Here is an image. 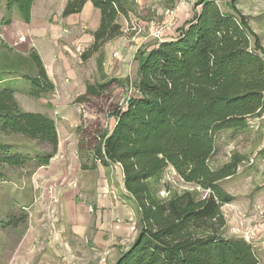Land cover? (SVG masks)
Listing matches in <instances>:
<instances>
[{
	"label": "trees",
	"instance_id": "1",
	"mask_svg": "<svg viewBox=\"0 0 264 264\" xmlns=\"http://www.w3.org/2000/svg\"><path fill=\"white\" fill-rule=\"evenodd\" d=\"M91 1L101 21L94 43L84 52L98 53L99 77L89 81L75 103L81 108L77 151L82 169L119 166L125 195L137 207L139 227L131 245L114 264H258L252 245L244 239L224 237L221 207L234 197L221 185L245 161L239 153L220 168L209 162L218 134L243 131L252 118L264 113V46L249 18L230 0L224 11L218 0H197L193 15L177 28V35L159 40L138 56L133 94L124 104L110 102L93 112L95 101L125 82L104 71L106 43L126 33L136 0H69L64 16L79 13ZM34 0H6L29 22ZM36 74L28 94L49 95L55 85L36 51L30 54ZM15 76V72H5ZM95 107V106H94ZM0 135H23L45 143L51 150L35 156L16 144L0 140V182L14 179V169L28 161L49 165L58 151L54 119L22 110L15 90L0 79ZM173 169L194 189L174 191L162 177ZM200 190L206 192L201 195ZM165 191L167 196L162 197Z\"/></svg>",
	"mask_w": 264,
	"mask_h": 264
},
{
	"label": "rangeland",
	"instance_id": "2",
	"mask_svg": "<svg viewBox=\"0 0 264 264\" xmlns=\"http://www.w3.org/2000/svg\"><path fill=\"white\" fill-rule=\"evenodd\" d=\"M51 1L53 12L48 22L56 15L64 19L63 0ZM196 1L155 0L145 8L137 3V13L130 14L126 26V45L113 51L108 74L122 79L126 87L117 91L112 87L108 95L95 101L94 113L99 108H109L110 102L125 103L133 94L140 53L160 39L176 36L177 9L190 11ZM229 1L218 0L224 11H232L227 5ZM237 5L249 18L251 28L264 46V0H238ZM6 6L5 0H0V30L7 27L16 35L19 27L13 18L21 13L17 7L7 11ZM88 18L87 33L93 34V14ZM21 34L20 38L32 37L27 30ZM39 43L47 57L51 52L49 43L45 40ZM53 53L57 57L51 68L57 71L54 93L49 97H32L26 90L27 80L22 78L14 86L22 110L47 113L56 120L60 144L49 165L38 167L30 160L23 169L13 170L14 179L0 182V264H114L133 242L139 214L122 188L118 165L107 168L98 165L97 169L84 170L77 155L75 128L80 122L81 108L74 100L77 93L84 90L89 71L96 69V59L85 58L84 51L74 47L67 49L61 42L54 44ZM23 60L24 70L19 71L32 74L35 63L29 52ZM62 67L64 72H59ZM96 75L97 79L99 73ZM0 140L18 145L30 156L51 150L47 144L23 135H0ZM235 153L246 159L235 175L221 183L234 197L221 207L226 220L223 235L250 243L259 258L258 264H264V113L252 118L246 130L219 133L209 164L213 169L220 168L229 163ZM162 180L174 191L195 187L184 182L171 168L165 171ZM200 194L207 193L200 190ZM161 196L167 193L163 191Z\"/></svg>",
	"mask_w": 264,
	"mask_h": 264
},
{
	"label": "crops",
	"instance_id": "3",
	"mask_svg": "<svg viewBox=\"0 0 264 264\" xmlns=\"http://www.w3.org/2000/svg\"><path fill=\"white\" fill-rule=\"evenodd\" d=\"M68 1L69 0H63L62 2L63 6L61 7V11L63 10L64 12V9ZM136 1L138 2L139 5H141V7L145 8L146 4L154 2L155 0H136ZM50 2L52 1L51 0H34L32 8H31V17H30L29 22L24 21L21 15L16 14L13 18L15 22L17 23L16 24L17 27H19L18 29H16V35H15V31L13 32V30H10V28H7V27H4L2 30H0V79H1V84L3 86H9L15 89L14 87L15 83L19 82L21 78L26 79L25 77L21 76L22 74H28V73H25L26 70L19 71V69L22 68V70H24L25 60L23 59L25 58V56L27 57L28 52H29V55L31 54V50L32 51L34 50L39 54L49 78L54 83V78H55L54 76H56L57 71H54V70L52 71L51 68H52V65L55 64V60L57 58L55 57L53 53V48H54L55 43L61 42L62 44L66 45L67 49H69L70 47H74L78 51H84V52L87 51L93 45L94 35L92 33L91 34L87 33L89 25L86 22L89 21V18H88L89 14H93L94 25H92L91 28H92V31L94 32L100 25L101 13H100V10L97 9L91 1H87L83 9L79 13H74L68 16H64L65 17L64 19H62L59 15H56L52 17V20L50 22H48V20L51 19L50 17L53 12ZM5 5H6V0H5ZM6 9H7V6H6ZM7 11L9 10L7 9ZM176 12H177L176 17L179 18V19L176 18L177 21L179 22L176 26V29L180 27L186 20L191 18L193 15L192 9L190 11L189 10L185 11L179 8V10L177 9ZM189 12H191V14H189ZM184 13H186L187 17L186 15H184ZM40 19H42L41 20L42 22L37 23V21H40ZM61 22L63 23V25L62 24L60 25ZM81 24H83V26H81ZM25 30H27L32 37L31 38L26 37V41L23 42L20 36L23 35L21 34V32ZM40 40L41 42H44L45 40L47 43H49L51 52L46 55L47 57H45L43 53L42 44L40 45L39 43ZM125 41H126V35H123L104 45L103 50L105 52V61L103 65H104V71L106 74H109V67H110V64H112V60H113V51L117 48H120L123 45L125 46L126 45ZM10 53H13L14 57L10 56ZM98 57H99L98 53H95L91 57H89L92 60L96 59L95 61L96 69L94 71H91V70L89 71V74H90L89 77L87 75L86 79L84 80L85 88L81 93H77V95L75 96V100L78 96L85 93L87 83L89 81H93L96 79V76H97L96 74L99 73ZM20 58L21 59L23 58L21 60V63L19 62ZM64 66L67 67L68 64L65 63ZM32 67L33 68H31L32 69L31 72L32 74L35 75L36 74L35 64ZM59 69H60L59 72L60 71L64 72L65 70L64 67L59 68ZM5 72L7 73L15 72L14 73L15 76L7 75ZM136 73H137V69H136ZM26 84L28 85L26 89L28 92V88H29L28 80L26 81ZM55 90H56V85L52 93H54ZM52 93L44 97H49ZM43 114L48 115L47 113H43ZM48 116L54 119L52 116L50 115ZM56 126L58 130L57 122H56ZM76 128H75V132H76ZM58 138H59V131H58ZM76 138H77V143H78L77 132H76ZM59 144H60V140H59ZM77 155H78V151H77ZM118 168L121 173V183H122L121 185L124 190L122 171L119 166Z\"/></svg>",
	"mask_w": 264,
	"mask_h": 264
},
{
	"label": "built area",
	"instance_id": "4",
	"mask_svg": "<svg viewBox=\"0 0 264 264\" xmlns=\"http://www.w3.org/2000/svg\"><path fill=\"white\" fill-rule=\"evenodd\" d=\"M21 40L24 42V41H26V37H21Z\"/></svg>",
	"mask_w": 264,
	"mask_h": 264
}]
</instances>
